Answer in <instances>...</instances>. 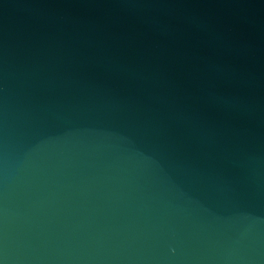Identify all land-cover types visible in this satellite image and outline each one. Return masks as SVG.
I'll list each match as a JSON object with an SVG mask.
<instances>
[{"label": "water", "instance_id": "obj_1", "mask_svg": "<svg viewBox=\"0 0 264 264\" xmlns=\"http://www.w3.org/2000/svg\"><path fill=\"white\" fill-rule=\"evenodd\" d=\"M0 264H264V0H0Z\"/></svg>", "mask_w": 264, "mask_h": 264}]
</instances>
